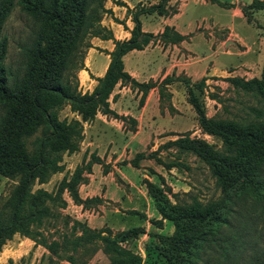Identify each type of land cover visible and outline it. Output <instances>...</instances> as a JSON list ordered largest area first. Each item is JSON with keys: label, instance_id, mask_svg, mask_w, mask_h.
<instances>
[{"label": "trees", "instance_id": "trees-1", "mask_svg": "<svg viewBox=\"0 0 264 264\" xmlns=\"http://www.w3.org/2000/svg\"><path fill=\"white\" fill-rule=\"evenodd\" d=\"M107 0H0V177L15 181V185L0 211V251L13 235H19L45 249L49 256L73 263L71 255L79 249L97 246L105 255L107 264H141L140 256L122 244L136 239L140 228H131L112 234L108 229L91 230L84 223L70 221L68 232L57 239L48 240L41 233L44 222L52 218L50 205L59 209L66 192L74 204L88 207L96 199L81 201L77 187L84 182L83 170L76 167L70 175H64L54 193L34 185H43L54 174L63 171L62 156L78 151L82 139V124L93 120L97 113L122 119L108 108V97L119 84L129 83L143 94L154 84H138L124 72L122 57L132 50H142L152 38L141 32L139 17L142 15H165L167 0H158L147 7H134L130 14L133 26L129 38L114 40L111 32L101 26L104 15L112 16L103 7ZM118 7L126 8L118 0H108ZM218 6L215 0H207ZM33 24L30 37L20 47L19 70L11 71L5 66L7 41L1 35L3 25L14 6ZM248 21V11L264 12V2L252 0L242 7ZM113 18V17H112ZM113 22L126 28L122 21ZM168 35L170 42L182 40L171 29L164 28L160 38ZM110 40L113 48L105 53L109 62L102 77L89 78L95 82L91 92L80 93L76 73L85 70L83 57L90 48L88 40ZM264 69V67H263ZM205 79L190 84L179 79L186 87V102L192 108L199 129L206 135L217 137L222 150L212 148L202 140H189L187 136L168 142L191 152L207 167L221 191V199L201 204L195 199L189 203H170L159 184L145 181L148 197L159 215L151 221L161 228L162 221L171 224L170 235H148L145 257L155 255L159 264H196L209 245L216 244L223 236L222 226L236 202H252L264 212V73L259 78L244 80L236 77L224 79L234 90L252 96L261 108H252L253 120H224L207 118L192 88L200 92ZM166 77L161 86L169 84ZM68 107L74 115L59 119L58 112ZM136 159H143L142 154ZM99 162L94 156L85 166ZM165 171L180 165L156 160ZM130 164V163H129ZM132 167H135L131 163ZM131 214L138 215L136 212ZM141 216V215H139ZM142 218V216H141ZM225 240V239H224ZM62 254V256H61ZM66 254V255H64ZM6 264H13L8 260Z\"/></svg>", "mask_w": 264, "mask_h": 264}, {"label": "rangeland", "instance_id": "rangeland-1", "mask_svg": "<svg viewBox=\"0 0 264 264\" xmlns=\"http://www.w3.org/2000/svg\"><path fill=\"white\" fill-rule=\"evenodd\" d=\"M157 1L158 0H139L134 7H147L156 4ZM110 4L114 5L107 0L104 2L103 7L109 9ZM115 7L118 9L112 12V16L104 15L102 17L100 22L101 25H105V23H114L113 18H116L118 21H122L125 27V21L128 17L130 18V14L127 15L126 9L133 11L134 7L132 9H129L127 6L126 8ZM201 13H204L205 15L209 14V16L212 15V12L209 9H200L199 7L191 8L190 15H193V17H198ZM257 13L255 20L260 23L261 17H264V13ZM220 16L223 21L226 14L221 12ZM120 27L123 29L122 25H120ZM32 29V21L22 15L18 7L15 5L1 31V35L4 36L7 41L4 64L13 72L19 70L21 64L19 47L28 40ZM91 40L92 38L88 40V43L90 48H93ZM88 49H86L84 53L83 60ZM93 49L99 51L97 48ZM231 59L235 60L236 58ZM103 61V57L95 56L93 70H95V67H98ZM244 72L248 74V77L243 76L245 79L249 80L254 77L251 76L249 71L244 70ZM262 73H264V69L262 70ZM257 78H259V76ZM173 79L175 78H172V81H170L171 86L168 89L161 88V90H159L161 96L159 98L160 113L159 118L152 122L153 126L151 133L134 137V140H132L133 142L128 145L127 149L124 148L121 157L118 159L117 156L121 151L115 152L112 148H107L105 151V155L111 160V162L107 165L103 164L101 166L103 172L102 175L110 172V165H115L125 177L124 182H122L121 180H118L114 174L111 175L117 187L123 191V194H121V203H124L125 196L129 197V195H132V205L136 206L137 209H139V206L138 203L136 204V200L140 199L143 202L148 197L144 182L147 181L159 184L158 177L162 178L164 186L160 185V187L165 190V193H167L166 196L172 204L174 202L189 203L190 199H195L201 204H206L220 200L222 197L221 191L216 186L215 180L211 176L208 167L199 158L189 151L167 145L168 142H172L180 136H187L189 140H202L208 145H211L213 149L218 151L222 150L221 142L217 137L206 135L199 129L196 123V116L192 108L186 102V87L181 81L179 83ZM77 82L80 93L88 92L85 88L80 86L78 78ZM189 83L192 84L190 81ZM192 91L196 95L207 118L214 117L216 119L234 121L253 120L254 114L251 109L261 108V104L258 103L256 99L241 91L234 90L222 78H205L201 91L197 92L193 88ZM125 95L126 97L134 98L137 96L134 95L132 91L125 92ZM140 106L141 104H135L132 108L138 110ZM1 114L2 109L0 107V116ZM58 117L59 119H70L75 116L68 111V107H64L58 112ZM132 121H121V129H133L135 122L132 123ZM115 124L120 125L118 120ZM112 128L116 127L112 126ZM131 136L132 135L130 134H123L121 138L123 141H128ZM86 138L85 133H83V141H81L78 151L71 155L62 156L63 171L61 173L52 175L47 183L43 185H34L32 189L41 188L47 192L54 193L61 178L64 175H70L76 167L82 168V177L84 176L83 178L86 179V175L89 172L85 171V165L91 161V157L94 155L93 153H89L87 149L85 150ZM111 138L112 140H117V137L115 138V136H112ZM139 154H142L144 158L136 159V155ZM157 159L163 163H178L180 167L178 170L173 168L169 171H165L159 164H157ZM112 161H115L114 164H112ZM131 163H133L135 167H132ZM127 164L129 167L126 166ZM130 168L132 169L130 170ZM14 185L15 181L0 177V211ZM91 191L95 193L99 191L102 193L106 192L108 197H112L114 194V189H112L109 184H103L102 187L100 186ZM65 193L66 192H63L62 194V197L64 196V198H66ZM95 199L96 201L89 204L87 208L93 210V217L97 225L98 223H103L102 227L133 228L136 226L142 227L141 224L143 223L145 226L148 225L149 227L157 228L156 225L152 226L151 224V221H154V219L150 217V208L146 212L150 217L148 219L145 214H143V209H140L141 212H139V210L136 211L138 215L131 214V212H125L121 215L119 209H117L118 213L114 211L116 206L111 201H103L98 198ZM254 205L255 204L252 202H236L231 206V211L229 212V215L226 216V224L222 226L220 231V236H223L225 240L222 238L216 244L209 245L208 248H205L196 264H264V212L261 213L262 210L260 207ZM50 208L52 218H49L44 222L41 233L48 240H53L57 239L61 234L68 232L71 218L63 215L61 209L57 207L56 203L50 205ZM139 215H141L142 218ZM160 227H162L161 233H157L158 231H155V228H151L149 234H171L172 226L170 223H166V227L164 228L163 226ZM141 230L142 233H144V229ZM137 238L122 245L134 254L140 256L142 259L141 264H159V260L156 259L155 255L150 254V260H147L145 257V246L148 245L149 239L138 242ZM30 242L32 241L28 242L27 239L19 235H13L12 238L9 241H6L1 248L0 264H6L8 260H11L13 264L108 263L105 255L97 246H88L79 249L74 254L68 253L67 255H71L73 259V263H69L63 259L49 256L41 246L36 250L35 245L32 247L30 246ZM41 249H44L43 253H41Z\"/></svg>", "mask_w": 264, "mask_h": 264}, {"label": "crops", "instance_id": "crops-1", "mask_svg": "<svg viewBox=\"0 0 264 264\" xmlns=\"http://www.w3.org/2000/svg\"><path fill=\"white\" fill-rule=\"evenodd\" d=\"M215 1L227 6L221 7L207 0H167L165 15L160 16L153 13L139 17L141 32L150 34L152 38L142 50H132L122 57L123 70L136 83H151L154 86L142 96V91L132 87L129 83H118L109 95L107 103L109 110L122 119H114L111 116L97 113L92 121L82 124V138L83 133L87 137L85 150L87 149L89 153H93V156L99 162L90 164V172L86 175L85 181L77 187V195L81 201L94 198L103 201L109 200L116 206L114 211L118 213L117 209H119L121 215L125 212H136L137 210L141 212L140 209H143L142 212L147 219L151 217L154 221L159 220L160 217L149 197L144 200L145 203L140 199L136 200L139 209L132 205V195H129V197L125 196L124 203H121L123 191L117 187L111 175L114 174L122 182H124L125 177L115 165H110V172L102 175L101 166L111 162L105 155L107 148H112L115 152L121 151L117 156L118 159L121 157L124 148L127 149L128 145L133 142L134 137L151 133L152 122L159 118L160 113L159 98L161 96L159 90L161 88L168 89L171 86L170 82L167 85H160L161 81L166 77L175 78L173 80L179 83L181 78L195 83L201 79L214 77L222 78L223 80L232 77L247 80L243 77H248L244 70L249 71L251 76H254L252 78L260 76L264 67V17H261L259 23V21L255 20V16L258 14L257 12L263 11H248L247 21L241 9L250 4L252 0ZM258 1L264 2V0ZM120 2L132 9L139 0H120ZM194 7L209 9L212 15L201 13L200 16L193 17V15H190V11ZM116 9L118 8L110 4L108 10L112 13ZM221 12L226 14L223 21L220 16ZM101 26L111 32L114 40L123 41L129 38L128 31L131 30L133 24L128 17L125 21V31L120 25L115 23H105V25ZM165 27L171 29L182 40L170 42L169 38L171 35H168L165 39L160 38ZM91 45L93 48L99 49V51L89 48L83 60L85 70H80L77 73L80 86L88 92H91L95 86V82L89 78V75L93 78L103 76L109 62V58L105 53L111 52L113 48L110 40L102 41L97 38H92ZM95 56L103 57L104 61L93 70ZM231 58L236 59L232 60ZM130 91L137 96L135 98L126 97L125 92ZM135 104H141L138 110L132 108ZM117 120L120 125L115 124ZM125 120H133L132 123L135 122L133 129H121L122 122ZM112 126L116 128H112ZM123 134L132 136L128 141H123L121 138ZM112 136L117 137V140H112ZM81 141L83 140L81 139ZM114 162L112 161V164ZM126 166L129 167L128 164ZM103 184H109L114 189L112 197H108L106 192L102 193L99 191L95 193L91 191L100 186L102 187ZM65 194L66 198L62 197L65 205L61 209V213L71 218V221L84 223L91 230L107 228L112 234L131 229L126 227H102L103 223H98L97 225L92 209L83 207L82 204H74L68 194ZM149 208L151 209L150 217L146 214ZM166 223L169 222L162 221L161 226L163 228L166 227ZM141 226L133 227L144 229V233L137 238L138 242L148 240L149 230L155 228L148 225L145 226L143 223ZM154 230L158 231L157 233H161L162 227ZM30 244L31 247L34 246L33 242H30ZM35 249H39V245H36ZM43 252L44 249H41V253Z\"/></svg>", "mask_w": 264, "mask_h": 264}]
</instances>
